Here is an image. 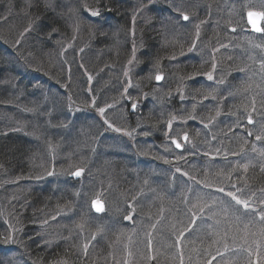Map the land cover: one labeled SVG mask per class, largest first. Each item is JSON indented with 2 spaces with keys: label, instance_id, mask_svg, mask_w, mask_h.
I'll use <instances>...</instances> for the list:
<instances>
[{
  "label": "trees",
  "instance_id": "16d2710c",
  "mask_svg": "<svg viewBox=\"0 0 264 264\" xmlns=\"http://www.w3.org/2000/svg\"><path fill=\"white\" fill-rule=\"evenodd\" d=\"M224 2L0 0V264H264V87L242 84L254 66L230 49L243 13L230 20ZM45 81L82 109L65 130L37 112L56 104L33 89ZM183 135L194 151L170 144Z\"/></svg>",
  "mask_w": 264,
  "mask_h": 264
},
{
  "label": "rangeland",
  "instance_id": "374dc122",
  "mask_svg": "<svg viewBox=\"0 0 264 264\" xmlns=\"http://www.w3.org/2000/svg\"><path fill=\"white\" fill-rule=\"evenodd\" d=\"M140 1H143V0H140ZM216 1H219V0H216ZM233 1V7H229V3H230V0H226V2H224L223 4V7L227 10V13H226V10H224L226 13V15L228 16H233L232 18L229 17V19L231 20H238V16H236V11H234L236 8H237V5L239 4L241 6V13L242 14V17L241 19L238 21V25L240 24L241 25V28H242V31L235 35V39H237L235 42H231V44L234 46L233 48L231 47L230 51L231 52H235L234 50L236 49V47L238 48H241L240 51H243V49H245V53L244 55H246L247 57L246 60H248V62L250 63V67L254 66V77H250V73H246L248 74L246 76L243 75V81L242 84L244 85H250L249 83L250 82H254L255 84V88L256 89H259L261 87H264V32H259V33H253L251 32V29L248 25V22H247V14L249 11H255V12H260V11H264V0H232ZM226 3V5H225ZM183 4V2H182ZM211 9H209L210 11ZM97 11L94 10V11H88L87 14L90 16V17H97L98 15H93V13ZM214 11L211 10L210 12H208V16L212 15L214 18H215V21L214 23L215 24H218L221 20L220 16L217 18L216 15L213 13ZM238 13L241 15V13ZM212 13V14H211ZM182 17V16H180ZM217 18V19H216ZM224 18H226V16L224 15ZM209 19V18H208ZM207 19V22L208 21H211V20H208ZM189 20V19H188ZM188 20H184L185 22H187ZM235 21V22H236ZM207 22H204L203 24L200 23L199 25L202 27V25H205L207 24ZM241 22V23H239ZM199 26V27H200ZM261 28H264V19L262 20L261 22V25H260ZM198 31V29L196 30ZM233 32V30H232ZM197 38H199V35H197ZM196 38L195 40V43L198 41V39ZM217 50H215L217 53L220 52V49H222L221 46H219L218 48H216ZM212 56L216 57L215 53L212 54ZM14 59V62H16L17 58L14 56L13 57ZM243 59V57H242ZM216 62V60L214 61ZM15 66H17V69L19 70V72L26 76L27 77V80H32L29 78V76H32L33 73L32 71L28 68V66L25 65V63L23 62H16L15 63ZM128 72V75L126 76V80L128 82V84H132V81L129 77V69L127 68V70H125ZM218 73V67L215 63V68L213 69L212 72H210L211 76H212V79H209L207 77L206 81L208 82V84L210 86H214V87H217V86H222L224 83H223V80L222 78L220 77H217V73ZM220 74V73H219ZM158 75H161L163 76V80H164V75L163 74H158ZM157 75V76H158ZM156 76V77H157ZM246 76V77H245ZM155 77V78H156ZM250 78V80H249ZM252 78H254L255 80H252ZM156 80V79H155ZM163 80L161 81V83L163 82ZM46 83H44V87L42 88V86H39V85H35L33 89H37V91L39 92V95L43 101V105H48V102H50V100H54L53 102H55L56 104H53L52 106H50L49 108L51 109H40V110H37L38 113H41L42 115H45L47 118L49 119H52L54 118V115H61L62 114V118L61 120H63L62 122V126L64 128V130L66 128H69L71 127V123L75 118L76 116H79L81 113H82V109H80L79 107L75 106L74 104L71 103V101L66 97V94L64 91H60V88H57L55 87V85L52 83V82H49V81H45ZM160 83V84H161ZM158 84V83H157ZM158 84V85H160ZM131 87V86H129ZM264 89V88H263ZM61 90H64V89H61ZM254 91H257V90H254ZM253 91V92H254ZM53 97V98H52ZM129 103V101H128ZM52 104V103H50ZM59 104V105H57ZM130 104V109L132 112H135L137 110V106L138 104L136 102L134 103H129ZM43 106V107H44ZM116 107V106H114ZM60 108V109H59ZM91 110V109H90ZM90 110H86L87 111H90ZM40 111V112H39ZM85 111V110H83ZM92 111V110H91ZM90 113V112H88ZM95 115H96V119L99 120V121H103V113L101 112H93ZM250 115V114H249ZM251 117V116H248L247 117V121H248V118ZM252 119V123H249V126L250 127H254L257 125V123L259 122V119H260V116L258 115V118L257 117H251ZM249 127V128H250ZM205 129V127H204ZM206 129L208 130H212V128L210 129L209 127H206ZM102 136H105V137H111V136H114L115 138L117 139H120V140H128L130 137H131V134H129L126 130H122V129H119V131H117V128L116 127H113L111 125H104L103 127V130H102ZM183 136H187V135H183ZM173 140H176L179 144H180V148H182V150H176L179 151V152H182L184 150V148H187L188 150H190L191 152L194 151V145L192 144V142L190 143V141L187 139V142L186 143H183L181 141V139H175V138H171L170 140V144L171 141ZM77 170H73V171H70L68 172V174H65L66 171L63 170L62 171V174H60L59 178L58 179H65V180H73V181H79L82 179L83 177V171L81 173L80 176H75L73 175L74 172H76ZM3 185L0 184V192L3 190ZM101 198H95L93 200H91L90 202V205H89V208L91 209V211L96 214V210L93 209V201L95 200H99L101 201L103 204L104 202L102 200H100ZM105 204H104V213H105ZM104 213H102L101 215H103ZM97 216H100L98 214H96ZM13 231H11L8 235V238L6 239V243H5V247H6V250L8 248H11V247H15L14 244H15V240H14V235L12 233ZM13 250V249H12Z\"/></svg>",
  "mask_w": 264,
  "mask_h": 264
},
{
  "label": "snow or ice",
  "instance_id": "6c2138e0",
  "mask_svg": "<svg viewBox=\"0 0 264 264\" xmlns=\"http://www.w3.org/2000/svg\"><path fill=\"white\" fill-rule=\"evenodd\" d=\"M98 14H99V13H96V12L93 13V15H98ZM248 18H249V21L252 23L253 28H254V30H255L256 32H264V28H261V27L257 26V23H256L257 19H264V11H260V12L249 11V12H248ZM183 19H184V20H188L189 17H188L187 15H183ZM234 30H235V29H233V31H234ZM194 46H195V45H193V47H194ZM213 68H215V65H213ZM208 78H209V79H212V76H211L210 73L208 74ZM156 79H157V80H161V79H163V77L158 75V76L156 77ZM253 110H254V109H253ZM99 111H100L101 113H103V112H104V109L101 108ZM248 122H249V123H252V122H253L252 119H251V117L248 118ZM117 131H119V129H117ZM249 135H251V133H249ZM260 138H261L260 136H257V137H256V139H258V140H259ZM184 139L186 140V139H187V136H185ZM176 146L179 148V147H180V144L177 143ZM244 167H245V169H246V168H247V165H245ZM177 170L179 171V169H177ZM81 173H82V170H77L76 172L73 173V175H75V176H80ZM206 186H207V185H206ZM219 191L222 192V191H223V188L219 189ZM228 195L231 196L232 199L235 200L237 204L243 205V207H244L245 209L249 208V204H248V202H247L246 200H241L239 197H237V196H236L234 193H232V192H229ZM93 206L95 207V209H96L97 212H102V211H104L103 204H102V202L99 201V200H95V201H93ZM202 210H203V209H201V211H202ZM125 218L131 220V216H126ZM259 220H260L262 223H264V210L260 211V213H259ZM250 222H251V221H250ZM193 223H194V221H193ZM247 227H248V225L245 224V225H244V228L247 229ZM261 232L264 233V228L261 229ZM153 259H155V257H153ZM249 264H252V262L250 261ZM255 264H260V258H259L258 253H257V260H256Z\"/></svg>",
  "mask_w": 264,
  "mask_h": 264
},
{
  "label": "water",
  "instance_id": "95a60500",
  "mask_svg": "<svg viewBox=\"0 0 264 264\" xmlns=\"http://www.w3.org/2000/svg\"><path fill=\"white\" fill-rule=\"evenodd\" d=\"M246 18H247L248 25H249V27H250V29H251V32H253V33H259V32H256V31L254 30L252 23L249 21L248 14H247ZM262 20H263V19H257V21H256L257 26L260 27ZM159 76H161V75H159ZM162 77H163V76H162ZM162 80H163V79H161V80H157V79H156V83L160 84ZM184 137H185V136L182 137L181 141H182L183 143H186V142H187V139H188V136H187V139H186V140L184 139ZM172 143H173L174 147H175L177 150H182V148H180V147L178 148V147L176 146V144L178 143L176 140H173ZM102 204H103V203H102ZM103 207H104V204H103ZM93 209L96 210L94 206H93ZM102 213H104V211H102V212H96V214H98V215H101Z\"/></svg>",
  "mask_w": 264,
  "mask_h": 264
}]
</instances>
